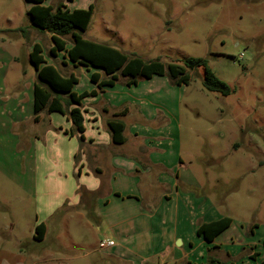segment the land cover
Segmentation results:
<instances>
[{"label": "rangeland", "instance_id": "obj_1", "mask_svg": "<svg viewBox=\"0 0 264 264\" xmlns=\"http://www.w3.org/2000/svg\"><path fill=\"white\" fill-rule=\"evenodd\" d=\"M89 4L94 9L83 38L144 61L183 65L199 58L229 86L226 95L208 91L203 65L190 71L188 84L175 87L180 93L175 143L200 185L197 192L207 197H200L192 220L199 221V207L211 204L212 215L232 223L216 245L203 243L191 224L181 225L191 250L187 243L179 246L178 238L176 249L144 261L159 244L154 232L133 241L141 256L130 259L99 248L104 238L118 241L83 210L60 208L49 215L59 189L50 176L56 169L50 127L65 118L42 110L33 119L31 44L40 42L63 74L74 70L75 91L91 83L84 67L63 66L61 54L49 58V35L30 24L28 2L0 0V264H207L210 257L220 264H264V0H44L70 10ZM40 221L49 232L42 241L33 238Z\"/></svg>", "mask_w": 264, "mask_h": 264}, {"label": "crops", "instance_id": "obj_2", "mask_svg": "<svg viewBox=\"0 0 264 264\" xmlns=\"http://www.w3.org/2000/svg\"><path fill=\"white\" fill-rule=\"evenodd\" d=\"M27 16L30 20L28 14ZM45 33L49 35L52 46L50 34ZM34 43L41 44L35 41L31 46ZM70 45V42L67 43V47ZM60 54L63 66L84 67L88 70V77L94 71L101 73L94 67L73 65L67 58H63V52L58 53ZM44 57L47 60L45 55ZM49 58L53 60L58 56ZM63 60L65 63H62ZM47 63L57 68L53 62L47 60ZM70 73L77 76L74 70L63 75ZM90 83V87L83 91L96 90L97 93L81 100L83 139H80V133H71L72 122L66 115H63L64 124L58 120L50 127V154L52 159L55 158L51 163L56 167L50 171V176L54 184L59 185V189L55 193V205L50 209L49 215L60 208L83 210L95 222L106 225L117 239L118 244L115 242L106 247L112 255L124 254L123 257L130 259L141 256L137 248L133 249L132 243L135 240H146L152 232L157 235L153 236L159 244L155 243L154 251L141 257L144 261L163 251L169 253L167 250L176 249L174 242L178 238L179 246L187 243L191 250L192 243L178 228L189 223L196 234V228L200 224L223 216L216 212L212 215L210 204L204 208L199 207V221L192 220V216L196 214L192 210L196 209L197 202L201 203V198L207 197H201L197 192L200 185L176 151L180 105V93L175 88L177 85L169 78L159 75L141 79L134 85H127L126 78L119 77L113 86L102 90L95 83ZM77 84L73 91L78 94L83 91L74 90ZM43 111L49 114L45 109ZM112 119L123 123L124 140L120 144L112 139L108 125ZM158 221L160 225L157 224ZM48 233L45 224L44 238ZM198 237L203 243L216 245V237L211 242Z\"/></svg>", "mask_w": 264, "mask_h": 264}, {"label": "trees", "instance_id": "obj_3", "mask_svg": "<svg viewBox=\"0 0 264 264\" xmlns=\"http://www.w3.org/2000/svg\"><path fill=\"white\" fill-rule=\"evenodd\" d=\"M26 1L33 3L27 10L31 24L37 30L50 34L52 46L48 50V55L56 58L59 52H63V58H67L73 65L79 64L100 70L102 74L94 71L89 76L90 81L95 83L99 90L113 86L119 77L126 78L127 85H134L139 80L151 78L153 75H166L175 85H187L190 71L198 65H203V87L208 91L223 95L230 92L229 86L215 77L205 60L187 58L183 65L164 64L158 59L144 61L136 54L130 55L106 43L83 38L82 33L87 29L92 17L93 4H89L87 8L70 10L62 5L56 7L44 5L42 4L44 0ZM18 30L25 33L24 27H19ZM67 36L70 38V47H67L68 41L65 39ZM29 60L36 75L32 89L34 121L38 120V114L44 109L49 113L58 112L66 115L72 122L71 133L78 132L80 139H83L81 100L87 96H94L97 93L96 90L83 91L78 94L74 92L73 87L78 83V77L74 73L63 75L54 65L48 64L39 43H34L31 46ZM62 63L65 61L63 60ZM108 125L113 141L118 144L122 143L124 140L122 136L123 123L112 119ZM230 223L231 218L227 216L204 222L196 228V234L207 242H211ZM44 234L45 224L41 222L35 226L33 238L42 241ZM207 264L220 263L217 258L210 257Z\"/></svg>", "mask_w": 264, "mask_h": 264}, {"label": "built area", "instance_id": "obj_4", "mask_svg": "<svg viewBox=\"0 0 264 264\" xmlns=\"http://www.w3.org/2000/svg\"><path fill=\"white\" fill-rule=\"evenodd\" d=\"M111 245H113V241L105 239V238L103 240H100L98 243L99 248H106V247H109Z\"/></svg>", "mask_w": 264, "mask_h": 264}]
</instances>
